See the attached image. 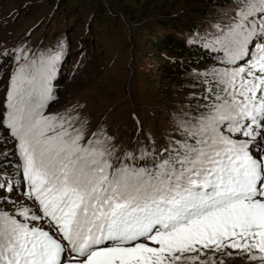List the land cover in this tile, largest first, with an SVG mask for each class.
Returning <instances> with one entry per match:
<instances>
[{
	"label": "snow or ice",
	"instance_id": "6c2138e0",
	"mask_svg": "<svg viewBox=\"0 0 264 264\" xmlns=\"http://www.w3.org/2000/svg\"><path fill=\"white\" fill-rule=\"evenodd\" d=\"M192 42L214 60L195 107L138 150L77 107L46 114L62 46L14 50L0 264H264V0H228Z\"/></svg>",
	"mask_w": 264,
	"mask_h": 264
},
{
	"label": "rangeland",
	"instance_id": "374dc122",
	"mask_svg": "<svg viewBox=\"0 0 264 264\" xmlns=\"http://www.w3.org/2000/svg\"><path fill=\"white\" fill-rule=\"evenodd\" d=\"M86 1L88 5L83 10L80 6L64 10L67 3L81 5ZM227 3L228 0H0V52L10 53L0 56V112L9 78L18 66L14 50L23 48L31 59L62 46L46 114L77 107L89 118L93 130L103 124L122 147L138 150L151 140L163 144L172 134L178 115L195 107L203 90L198 76L214 61H208L211 57L207 56H193L186 61L185 54L178 55L174 70L177 65L180 70L173 76L164 75L150 57L146 39L151 37L149 23L182 20L189 27L201 26L205 31ZM56 17L58 23L51 24ZM86 34L96 41L89 38L82 42ZM71 56L65 64L66 73L60 76ZM165 87V93H159ZM137 135L141 145L134 143ZM14 147V141L0 127V154L14 151ZM10 162L12 166L7 167L9 162L0 155V169H6L0 171V180L15 183L16 158L10 157ZM223 260L225 264H248L239 256H225Z\"/></svg>",
	"mask_w": 264,
	"mask_h": 264
},
{
	"label": "trees",
	"instance_id": "16d2710c",
	"mask_svg": "<svg viewBox=\"0 0 264 264\" xmlns=\"http://www.w3.org/2000/svg\"><path fill=\"white\" fill-rule=\"evenodd\" d=\"M87 5H88V1L81 3V5L74 3L73 5H70V3H67L64 7V10L67 11L69 9H74L75 6H80V10H83ZM101 11H103V9ZM58 21H59V17H56L51 22V24L56 22L58 23ZM139 32H143V31H139ZM148 33H151V37L146 38L148 40L147 46L149 47L148 50L150 53V57L152 58L154 57L153 64L161 68L160 70L162 72H165L163 73L164 75L173 76L174 74L176 75L177 70H180L179 65H177V70H174V64L177 62V58L175 56L178 55L182 56L183 54H185L186 61L192 60L193 56L199 58H203L204 56H207V57H211L207 59L208 61L213 60L212 54L206 51L199 42H192V38L197 37L198 34L199 36L204 35L205 31L201 29V26L189 27L182 20H176L175 22H166L165 20H163L160 22L149 23ZM142 36H146V35H142ZM89 38L92 37L86 34L85 38L84 39L82 38V42H84L86 39ZM92 39L94 40V38ZM90 44L94 45L95 43L91 42ZM65 48H67V46H65L64 49ZM70 58H72V56L68 57L64 63V66H62V71L60 72V76H63L66 73L67 68L65 64L68 62V60H71ZM153 66L154 65H152V67ZM161 74L162 73H160L159 75ZM181 75H183L182 72L179 74V76ZM156 78H159V76ZM167 88L168 87H165V89H163L159 93L164 94ZM148 136L149 138H151L150 135ZM140 137H143V135H141ZM161 137L164 138L165 136H161ZM134 143L137 145L142 143L141 138H139L138 135L134 139ZM0 184H3V181L0 180Z\"/></svg>",
	"mask_w": 264,
	"mask_h": 264
}]
</instances>
